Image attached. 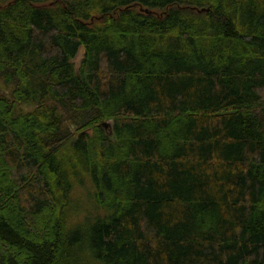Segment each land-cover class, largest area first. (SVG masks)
I'll return each mask as SVG.
<instances>
[{
	"label": "trees",
	"instance_id": "obj_1",
	"mask_svg": "<svg viewBox=\"0 0 264 264\" xmlns=\"http://www.w3.org/2000/svg\"><path fill=\"white\" fill-rule=\"evenodd\" d=\"M0 78V264H264V0H0Z\"/></svg>",
	"mask_w": 264,
	"mask_h": 264
},
{
	"label": "rangeland",
	"instance_id": "obj_2",
	"mask_svg": "<svg viewBox=\"0 0 264 264\" xmlns=\"http://www.w3.org/2000/svg\"><path fill=\"white\" fill-rule=\"evenodd\" d=\"M83 54H84V48L82 47L80 49V51H79L76 59H75V62H76V66L77 67L80 66V62H81V60L83 58ZM0 92L1 93H6V94H8L10 92V89L4 84V81L1 78H0ZM32 108H33V106L27 105V104H22L20 106V110H22V109L23 110H30ZM108 128H110V127H108ZM76 130H77V126L76 125H73V126L70 127V131L72 133L76 132ZM95 215H96V213L93 210H91V211L88 212V217H93Z\"/></svg>",
	"mask_w": 264,
	"mask_h": 264
},
{
	"label": "water",
	"instance_id": "obj_3",
	"mask_svg": "<svg viewBox=\"0 0 264 264\" xmlns=\"http://www.w3.org/2000/svg\"><path fill=\"white\" fill-rule=\"evenodd\" d=\"M102 125L107 129L111 124L110 122H104Z\"/></svg>",
	"mask_w": 264,
	"mask_h": 264
}]
</instances>
